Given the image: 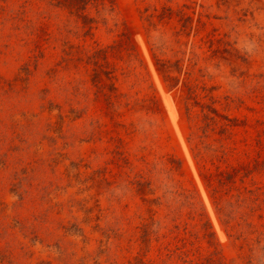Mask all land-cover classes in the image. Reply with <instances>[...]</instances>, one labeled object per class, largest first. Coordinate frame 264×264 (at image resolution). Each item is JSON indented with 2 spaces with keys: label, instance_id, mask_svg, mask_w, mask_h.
I'll return each instance as SVG.
<instances>
[{
  "label": "rangeland",
  "instance_id": "374dc122",
  "mask_svg": "<svg viewBox=\"0 0 264 264\" xmlns=\"http://www.w3.org/2000/svg\"><path fill=\"white\" fill-rule=\"evenodd\" d=\"M83 12L0 0V264H264V0Z\"/></svg>",
  "mask_w": 264,
  "mask_h": 264
},
{
  "label": "trees",
  "instance_id": "16d2710c",
  "mask_svg": "<svg viewBox=\"0 0 264 264\" xmlns=\"http://www.w3.org/2000/svg\"><path fill=\"white\" fill-rule=\"evenodd\" d=\"M50 1L54 2L57 5L63 6L69 12L79 16L84 23H88L91 19L90 16H87L83 12V8L88 2V0H50ZM222 175L228 180V178L230 179L232 178L233 173H231V171H225L224 174ZM135 264H145V263H142L140 260L137 259V262Z\"/></svg>",
  "mask_w": 264,
  "mask_h": 264
}]
</instances>
